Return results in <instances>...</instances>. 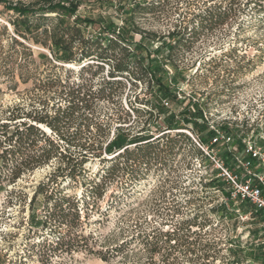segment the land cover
<instances>
[{"label": "rangeland", "instance_id": "obj_1", "mask_svg": "<svg viewBox=\"0 0 264 264\" xmlns=\"http://www.w3.org/2000/svg\"><path fill=\"white\" fill-rule=\"evenodd\" d=\"M80 1L78 17L92 21V24L86 25V33L126 31L127 43L138 45L136 56L149 65L153 76L164 83L175 97L164 101L167 113L175 116L173 128L178 125H186L187 128L163 132L168 137L154 145L149 164L131 165L136 178H129L126 171H121L125 165V159L121 158L118 161L120 170L106 180L103 197L92 198L87 192L85 200L89 204L90 220L81 235L84 238L80 240L82 248L71 255L60 254L41 260L42 251L39 247L32 248L33 243L41 242L50 234L51 227L46 230L40 227L44 215L42 198L39 197L34 205L35 225L32 226L28 219V204L37 185L51 168L36 169L13 185L7 184L1 175L0 264H159V257L152 262L148 260L138 242L127 243L132 236L149 234L158 225H162L163 231H170L177 221L196 223L197 226L189 232V241L197 240L200 245L214 242L216 247L211 250L215 253L214 261L195 260L191 263V256L181 252L175 254V264H264V233L260 220L254 217L250 206L235 200L228 201L232 185L222 181L220 171L211 159L204 153L203 156L198 155L193 147L198 148L192 140L207 148L210 156L219 165L222 162L225 168L234 169L235 159L245 157L247 142L264 153V0H233L230 20L198 34L199 38L194 43H186L175 51L173 61L179 68L177 73L165 62V46L141 40L139 35L131 32L129 10L136 0ZM218 1L161 0L159 8L153 13L134 15V25L144 33L161 37L181 21L194 26V16ZM10 19L12 14L0 6V43L3 45L11 43L9 37L13 36ZM17 41L27 43L22 39ZM32 51L35 59L39 54L49 55L41 47L32 46ZM36 64H40L37 59ZM32 68L34 70L35 66ZM36 68L40 73L45 66ZM106 70L107 67L103 75ZM30 80L22 83L16 79L17 86L12 88L0 74V116L14 105L26 106L32 102L34 91ZM144 93L143 85L131 89L126 84L121 100L124 109H129L126 95L132 101L134 96L147 98ZM196 108L203 113L204 119H198L197 126H194L185 119ZM100 112L103 119L114 110L111 105L102 102ZM130 115L135 121L132 124L133 134L150 135L153 139L162 135L159 133L165 129L162 119L146 126L144 133L141 129L146 117L132 112ZM130 126L131 123L115 125L124 130ZM221 127L229 129L231 134H225V142L211 145L209 133L212 131L214 135V130L223 131ZM179 133L186 135L190 142L178 136ZM106 134L107 141H110L114 136L113 129ZM103 157L108 160L103 163L104 168L98 161L87 164V176L98 178L100 185L107 175V170L103 169L111 166L109 160L113 156ZM214 178L220 181V187L212 185ZM84 191L80 185H67L65 188L68 196L77 198L84 196ZM100 192L102 195V190ZM221 207H226L227 217ZM89 233L91 236H88ZM118 245H125V260L116 257L103 262L100 259L106 249ZM244 253L257 255L258 258L244 256Z\"/></svg>", "mask_w": 264, "mask_h": 264}, {"label": "trees", "instance_id": "obj_2", "mask_svg": "<svg viewBox=\"0 0 264 264\" xmlns=\"http://www.w3.org/2000/svg\"><path fill=\"white\" fill-rule=\"evenodd\" d=\"M160 1L136 0L132 3L128 26L141 40L165 46V62L177 73L179 68L173 61L175 51L186 43H194L199 38L198 34L230 20L233 0H219L212 6H205L204 11L194 16V26L181 21L161 37L137 29L133 16L153 13L159 8ZM0 6L12 14L9 24L13 32V36L9 37L11 43H0V74L12 88L17 86L16 79L22 83L31 79L34 91L33 100L28 105H14L0 116V184L1 175L7 184L13 185L24 175L49 166L51 171L37 185L29 201L28 219L30 226L35 225L34 205L41 197L44 215L40 227L42 230L51 227L50 234L41 242L33 243L32 248L39 247L41 260L60 254L71 255L82 248L80 240L84 238L81 235L90 220L89 204L85 200L87 192L92 198L103 197L106 180L118 171L121 158L125 159L121 171H126L129 178H136L131 165L149 164L154 145L168 137L162 133L187 127L178 125L173 128L175 116L167 113L164 101L175 97L164 83L153 76L149 65L136 56L138 45L127 43L126 31L86 33L85 27L92 21L78 17L80 0H0ZM17 39L27 43H19ZM32 46L49 52V55L39 54L36 57L39 65L36 64ZM33 65L34 70L31 69ZM39 66H45L40 73L36 68ZM105 67L107 70L103 75ZM126 84L131 89L143 85L144 95L148 97L139 99L134 96L131 101L126 95L129 109H124L121 100ZM102 102L111 105L114 110L103 119L100 112ZM130 112L146 117L141 129L144 133L146 126L162 119L165 124V129L159 131L162 135L153 139L150 135L133 134L132 124L135 121ZM187 118L186 122L189 120L197 126V120L204 119V115L196 108ZM126 123H131V129L115 127L116 124ZM221 128L227 135L231 134L229 129ZM111 129L114 136L107 141L106 131ZM178 136L190 142L186 135L179 133ZM209 137L212 139V131ZM132 146L134 149H130ZM193 148L203 156L200 150ZM103 155L113 157L109 160L111 166L103 169L107 170V175L100 185L98 178L87 176V164L98 161L103 166L108 161ZM211 183L220 187L218 179H212ZM67 185L82 186L84 196H68L65 193ZM226 210V207H221L225 217L228 215ZM161 226L158 225L149 234L132 236L127 244L138 242L148 260L152 262L159 257V264H175V254L181 252L191 256V263L195 260L214 261L215 253L211 250L216 243L200 245L197 240L189 241L191 228L197 226L194 221H177L170 231H163ZM88 236H91L90 233ZM124 246L106 249L100 259L103 262L116 257L125 260ZM244 256L258 258L251 253H244Z\"/></svg>", "mask_w": 264, "mask_h": 264}, {"label": "built area", "instance_id": "obj_3", "mask_svg": "<svg viewBox=\"0 0 264 264\" xmlns=\"http://www.w3.org/2000/svg\"><path fill=\"white\" fill-rule=\"evenodd\" d=\"M214 132L211 145L226 141L225 132L220 129L214 130ZM192 140L195 146L216 164L220 171L219 174L222 176V181L232 185L228 201L235 200L250 206L254 217L260 220V228L264 233V153H260L255 146L247 142L244 150L245 157L235 159L234 169L225 168L222 162L219 165L215 158L210 156L207 148H204L193 138ZM251 215L252 213L249 212L248 216L251 217Z\"/></svg>", "mask_w": 264, "mask_h": 264}]
</instances>
